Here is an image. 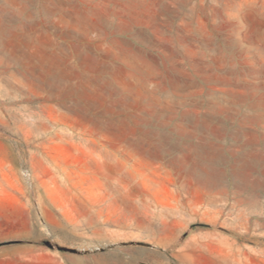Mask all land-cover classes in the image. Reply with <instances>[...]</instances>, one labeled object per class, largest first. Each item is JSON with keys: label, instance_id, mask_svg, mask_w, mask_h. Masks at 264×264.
<instances>
[{"label": "rangeland", "instance_id": "obj_1", "mask_svg": "<svg viewBox=\"0 0 264 264\" xmlns=\"http://www.w3.org/2000/svg\"><path fill=\"white\" fill-rule=\"evenodd\" d=\"M3 242L264 264V0H0Z\"/></svg>", "mask_w": 264, "mask_h": 264}, {"label": "water", "instance_id": "obj_2", "mask_svg": "<svg viewBox=\"0 0 264 264\" xmlns=\"http://www.w3.org/2000/svg\"><path fill=\"white\" fill-rule=\"evenodd\" d=\"M45 244H46L47 246H51L50 243H48V242H45ZM57 249H60V250H61V249H65V248H64V247H57ZM70 250H72V249H70ZM73 252H74V250H73Z\"/></svg>", "mask_w": 264, "mask_h": 264}, {"label": "trees", "instance_id": "obj_3", "mask_svg": "<svg viewBox=\"0 0 264 264\" xmlns=\"http://www.w3.org/2000/svg\"><path fill=\"white\" fill-rule=\"evenodd\" d=\"M6 243H8V242H3V243H0V244H6Z\"/></svg>", "mask_w": 264, "mask_h": 264}]
</instances>
